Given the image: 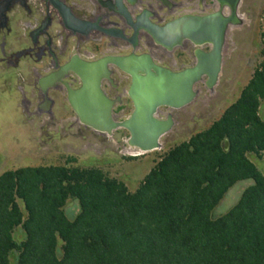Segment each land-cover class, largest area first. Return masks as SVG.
Instances as JSON below:
<instances>
[{
    "label": "trees",
    "instance_id": "obj_1",
    "mask_svg": "<svg viewBox=\"0 0 264 264\" xmlns=\"http://www.w3.org/2000/svg\"><path fill=\"white\" fill-rule=\"evenodd\" d=\"M260 41L236 101L165 151L136 190L76 156L1 173L0 264H264V173L251 157L264 156V16ZM246 179L238 202L214 215Z\"/></svg>",
    "mask_w": 264,
    "mask_h": 264
},
{
    "label": "flooded vegetation",
    "instance_id": "obj_2",
    "mask_svg": "<svg viewBox=\"0 0 264 264\" xmlns=\"http://www.w3.org/2000/svg\"><path fill=\"white\" fill-rule=\"evenodd\" d=\"M218 9L217 0H0V92L15 100L18 94L21 124L28 129L35 118L67 117L91 128L68 99L69 89L83 85L77 70L107 57L144 53L173 71L193 66L196 47L191 40L166 46L149 29ZM202 49L209 51L210 45ZM97 69L102 90L113 101L114 119L124 120L134 109L128 94L131 75L112 62ZM180 109L162 106L158 117L171 115L175 126ZM116 132L124 133L125 146L133 150L130 132L124 128Z\"/></svg>",
    "mask_w": 264,
    "mask_h": 264
},
{
    "label": "rangeland",
    "instance_id": "obj_3",
    "mask_svg": "<svg viewBox=\"0 0 264 264\" xmlns=\"http://www.w3.org/2000/svg\"><path fill=\"white\" fill-rule=\"evenodd\" d=\"M240 13L244 23L231 27L228 32L222 71L214 91L204 83L197 85L200 92L194 102L175 112L176 124L162 137V149L132 155L125 146L123 132L115 131L113 136H109L75 123L70 117L55 120L35 118L31 129H28L21 124L18 94L15 100L13 96L0 92V174L28 165L60 164L67 156H76L78 165L101 168L109 176L124 181L131 191L136 190L165 151L209 127L236 101L252 76L260 59L264 0H242ZM261 115L264 117V104ZM130 155L137 157L131 160L124 158ZM251 157L264 173V156L262 159ZM253 183L252 179L235 183L213 214L226 213ZM21 206L24 208L23 204ZM66 209L71 218L79 210L78 201L68 200ZM24 237V231L17 228L15 238L21 241Z\"/></svg>",
    "mask_w": 264,
    "mask_h": 264
},
{
    "label": "water",
    "instance_id": "obj_4",
    "mask_svg": "<svg viewBox=\"0 0 264 264\" xmlns=\"http://www.w3.org/2000/svg\"><path fill=\"white\" fill-rule=\"evenodd\" d=\"M219 9L204 15H184L162 26H152L150 35L159 43L173 47L189 39L196 47L195 64L180 71L156 63L149 53L125 57H107L77 70L83 85L69 89L68 99L72 108L81 115V121L96 132L113 136L120 128L130 132L128 144L132 155H141L164 147L161 138L174 127L170 115L158 117L162 106L180 109L190 105L198 96L201 82L213 92L223 65V53L232 26H240L242 0H217ZM228 8V12L225 10ZM210 45V50L202 49ZM112 62L131 75L128 94L134 109L129 117L116 120L112 114L113 101L101 87L100 65ZM81 110L86 111L82 113ZM228 141L225 148L228 149Z\"/></svg>",
    "mask_w": 264,
    "mask_h": 264
}]
</instances>
